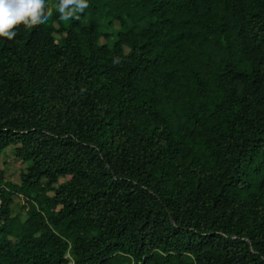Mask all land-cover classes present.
<instances>
[{
	"label": "trees",
	"instance_id": "trees-1",
	"mask_svg": "<svg viewBox=\"0 0 264 264\" xmlns=\"http://www.w3.org/2000/svg\"><path fill=\"white\" fill-rule=\"evenodd\" d=\"M45 2L0 36V264H264V0Z\"/></svg>",
	"mask_w": 264,
	"mask_h": 264
},
{
	"label": "clouds",
	"instance_id": "clouds-1",
	"mask_svg": "<svg viewBox=\"0 0 264 264\" xmlns=\"http://www.w3.org/2000/svg\"><path fill=\"white\" fill-rule=\"evenodd\" d=\"M87 7V0H59L56 11L67 20ZM52 14L45 0H0V36L12 37L18 25L33 26Z\"/></svg>",
	"mask_w": 264,
	"mask_h": 264
},
{
	"label": "rangeland",
	"instance_id": "rangeland-1",
	"mask_svg": "<svg viewBox=\"0 0 264 264\" xmlns=\"http://www.w3.org/2000/svg\"><path fill=\"white\" fill-rule=\"evenodd\" d=\"M50 5H53V0H50ZM54 25L57 26L56 22H54ZM117 27H118V23L116 21H114L113 26L106 27V29H108V31H110L114 28L116 29ZM99 40H100V42L109 41V39L104 35H102ZM0 160H2V157L0 158ZM0 167H2L4 169L3 170V177L5 180L18 181L19 172H20L21 167H23V162H21L20 160H15L13 158V156H9L7 162H5V163L1 162L0 163ZM60 180H64V177H60ZM12 200L14 202L20 201L19 197L15 194H13ZM14 208L19 209L18 206H15Z\"/></svg>",
	"mask_w": 264,
	"mask_h": 264
}]
</instances>
